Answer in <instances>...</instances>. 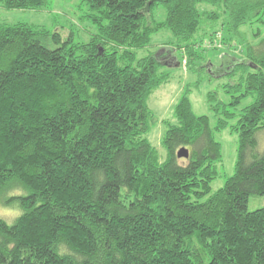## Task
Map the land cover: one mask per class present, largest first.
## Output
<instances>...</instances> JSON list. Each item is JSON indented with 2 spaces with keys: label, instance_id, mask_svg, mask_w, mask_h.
<instances>
[{
  "label": "trees",
  "instance_id": "1",
  "mask_svg": "<svg viewBox=\"0 0 264 264\" xmlns=\"http://www.w3.org/2000/svg\"><path fill=\"white\" fill-rule=\"evenodd\" d=\"M83 2L96 29L86 44L0 20V207L18 212L11 224L0 217V264H264V208L247 211L251 195L264 197L255 138L264 130V36L217 68L231 79L222 86L230 99L208 93L213 127L184 92L176 123L162 121L163 162L144 136L154 119L146 100L169 79L157 60L168 50L137 58L168 30L171 49L199 74L202 45L230 47L241 27L263 24L264 0ZM45 4L0 0L7 11ZM228 127L238 137L234 173L211 193L221 161L214 132Z\"/></svg>",
  "mask_w": 264,
  "mask_h": 264
},
{
  "label": "rangeland",
  "instance_id": "2",
  "mask_svg": "<svg viewBox=\"0 0 264 264\" xmlns=\"http://www.w3.org/2000/svg\"><path fill=\"white\" fill-rule=\"evenodd\" d=\"M84 0H46L45 6L29 10H4L0 8V20L7 24L25 23L28 25L42 26L48 31L58 33L62 42H68L69 45L86 44L96 33L94 25L86 17L88 11L83 2ZM202 8L210 9L205 4ZM152 18L157 22L165 20L166 12L161 6H156L151 12ZM239 34L234 38L232 46L226 44L205 43L200 49H205L202 54V60L197 62L206 66L199 74L188 71L186 68V59L179 52H175V64L169 62H159V72L168 74V81L155 89L146 100V104L154 119L145 134V138L158 153L160 162L166 159V151L162 147V138L166 131V126L162 124L163 120L175 124L173 109L178 100L188 90V98L191 103L192 112L196 116H208L210 126H214L215 119L209 110L207 102L208 93H215L217 100L223 103L229 102V95L224 92L223 85L228 84L230 77L224 76L222 72H217V68H223L231 60H242L246 45L255 44L261 36H264V23L246 25L240 28ZM255 33H261L255 37ZM172 36L168 30H161L152 36L151 46L147 49L137 52V58H142L148 53L159 54L162 47H166L169 42L172 43ZM232 58V59H231ZM161 60V59H160ZM213 66V67H212ZM213 68L215 70H213ZM254 101L253 96L243 99L240 106L233 110L238 114L244 107H247ZM235 121H230L228 125H234ZM257 146L256 152L261 153L264 150V130L255 135ZM214 139L221 146V161L217 163L218 176L211 182V193L220 189L225 180L233 175L234 165L237 158L238 137L229 127L225 130L214 132ZM184 161V160H183ZM185 162V161H184ZM264 208V197L251 195L247 202V211L252 212ZM18 212L13 209H4L0 207V217L6 223L11 224Z\"/></svg>",
  "mask_w": 264,
  "mask_h": 264
},
{
  "label": "crops",
  "instance_id": "3",
  "mask_svg": "<svg viewBox=\"0 0 264 264\" xmlns=\"http://www.w3.org/2000/svg\"><path fill=\"white\" fill-rule=\"evenodd\" d=\"M170 43L168 42L167 43V46L166 47H162L161 48V50L162 51H167L168 50V55H169V57H168V60H167V62H169L170 64H174V65H178V63L177 64H175V60H176V58L174 57V53L176 52L175 50H172L171 49V46L169 45ZM224 75V74H223Z\"/></svg>",
  "mask_w": 264,
  "mask_h": 264
},
{
  "label": "water",
  "instance_id": "4",
  "mask_svg": "<svg viewBox=\"0 0 264 264\" xmlns=\"http://www.w3.org/2000/svg\"><path fill=\"white\" fill-rule=\"evenodd\" d=\"M188 150L186 148H180L177 152H176V157L178 159H187L188 158Z\"/></svg>",
  "mask_w": 264,
  "mask_h": 264
}]
</instances>
